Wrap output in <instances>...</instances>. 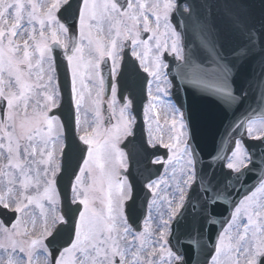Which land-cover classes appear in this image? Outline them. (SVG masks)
Listing matches in <instances>:
<instances>
[{"label": "snow or ice", "instance_id": "6c2138e0", "mask_svg": "<svg viewBox=\"0 0 264 264\" xmlns=\"http://www.w3.org/2000/svg\"><path fill=\"white\" fill-rule=\"evenodd\" d=\"M186 86L223 113L207 160ZM137 91L147 137L126 151ZM190 259L264 264V0H0V264Z\"/></svg>", "mask_w": 264, "mask_h": 264}, {"label": "water", "instance_id": "95a60500", "mask_svg": "<svg viewBox=\"0 0 264 264\" xmlns=\"http://www.w3.org/2000/svg\"><path fill=\"white\" fill-rule=\"evenodd\" d=\"M251 4H253L258 11L260 8L261 0H249ZM56 55L58 62H60L61 53L57 49ZM170 59V58H169ZM59 82L63 86L66 82V60L62 61V66L59 69ZM106 93H109V87L106 88ZM176 99V97H174ZM146 100V92L141 98L139 91H137V108L135 111V115L137 116V124L135 125V139L132 140L131 143L128 144L126 151L133 150L136 151L138 149L139 143L144 136V123L142 121V107L143 102ZM183 103L184 110L186 113H190L192 117V125H190V130L194 134L195 139L193 140V144L197 146L198 151L202 154L205 160L208 159V153L212 152L215 148L219 135L222 132L223 128V113L221 110L215 106L209 98H204L199 95L194 94V90L189 87H185V93L182 94L177 103ZM257 150V146H256ZM258 151V150H257ZM161 153V149H157V154ZM163 154V153H162ZM141 155H137L133 160L130 161L131 169H130V179L137 185L138 195L136 198V202L134 205L135 211L137 214L143 213L145 215L146 211V202L144 200L145 191L142 188L143 179L137 177V174L144 173L147 174L144 170V161L141 158ZM166 156L165 154L163 155ZM155 175L153 178L159 173L160 169L152 168L150 170ZM255 182V176H252L249 179H246L244 182V186L241 187L239 184L235 189L231 190V196L235 199H239L241 195H243L246 191V188L250 187ZM228 203L225 201L221 207L217 208L218 218L224 220L228 217ZM221 230L220 225H212L210 227L211 234L213 238L215 237V233ZM207 253H199L195 257V259L203 261ZM210 258V257H208ZM189 264H193L192 259L189 260Z\"/></svg>", "mask_w": 264, "mask_h": 264}, {"label": "rangeland", "instance_id": "374dc122", "mask_svg": "<svg viewBox=\"0 0 264 264\" xmlns=\"http://www.w3.org/2000/svg\"><path fill=\"white\" fill-rule=\"evenodd\" d=\"M147 127V126H146ZM165 170V169H164ZM164 172V171H163Z\"/></svg>", "mask_w": 264, "mask_h": 264}]
</instances>
